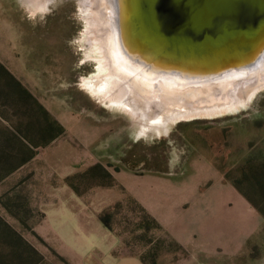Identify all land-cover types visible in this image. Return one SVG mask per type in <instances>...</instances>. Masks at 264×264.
<instances>
[{"label":"rangeland","instance_id":"obj_1","mask_svg":"<svg viewBox=\"0 0 264 264\" xmlns=\"http://www.w3.org/2000/svg\"><path fill=\"white\" fill-rule=\"evenodd\" d=\"M85 4L49 0L34 10L29 0H0V159L13 150L10 126L34 110L11 95L8 73L63 128L0 181V261L264 264V215L251 205L256 222L235 187L264 210V87L228 112L139 134L127 110L84 86L99 73ZM175 185L184 195L166 194ZM182 219L175 236L195 231L192 243L203 246H184L165 229ZM255 223L259 232L249 235Z\"/></svg>","mask_w":264,"mask_h":264},{"label":"bare ground","instance_id":"obj_2","mask_svg":"<svg viewBox=\"0 0 264 264\" xmlns=\"http://www.w3.org/2000/svg\"><path fill=\"white\" fill-rule=\"evenodd\" d=\"M29 2L34 10H42L49 0ZM84 9L90 58L99 68L85 87L110 106L127 110L139 124V134L148 130L161 134L180 119L228 112L244 93L264 87V52L255 66L231 68L217 76L157 70L149 65L148 57L126 43L122 0H86Z\"/></svg>","mask_w":264,"mask_h":264},{"label":"water","instance_id":"obj_3","mask_svg":"<svg viewBox=\"0 0 264 264\" xmlns=\"http://www.w3.org/2000/svg\"><path fill=\"white\" fill-rule=\"evenodd\" d=\"M122 1L126 43L154 69L217 76L264 52V0Z\"/></svg>","mask_w":264,"mask_h":264},{"label":"trees","instance_id":"obj_4","mask_svg":"<svg viewBox=\"0 0 264 264\" xmlns=\"http://www.w3.org/2000/svg\"><path fill=\"white\" fill-rule=\"evenodd\" d=\"M7 75V78L10 82H8L9 84H7V86L11 88L9 89L11 95L14 96L15 99L18 98V104L25 109L29 107L30 109L32 108L34 110H30L22 115L20 120L22 119L23 121L21 120L20 123H17V125L10 126L12 131H15L11 133H14L17 138L13 137L14 139H12L13 145L11 148L13 150H11V153L3 154L4 158L0 159L1 164L2 160L6 162V164L3 166L0 181L10 173L31 162L36 157L38 149L48 146L51 142L55 141L63 134V128L50 117L49 113L44 109L43 106L37 103L36 99L31 95V93L12 75L9 73ZM6 128H8V126L4 127V129ZM12 161L16 163L11 165ZM235 187L254 208L264 215V210L259 205L252 201V199L247 194H244L238 188V186ZM100 220L109 230L112 231L108 221L104 216L100 217ZM151 222L155 229L159 228L155 220ZM4 226L9 229L7 225ZM4 235L7 237L6 233ZM16 258L17 260H21L19 256H16ZM0 264L38 263H7L6 261L1 260Z\"/></svg>","mask_w":264,"mask_h":264},{"label":"crops","instance_id":"obj_5","mask_svg":"<svg viewBox=\"0 0 264 264\" xmlns=\"http://www.w3.org/2000/svg\"><path fill=\"white\" fill-rule=\"evenodd\" d=\"M184 187V186H183ZM170 188H174L175 190H172V191H168V192H166V194L168 195H179V196H182V195H184V193H185V191H183V190H181V189H179L178 188V186L177 185H175V186H173V187H170ZM235 190V189H234ZM193 193L196 195L197 194V191L196 190H194L193 191ZM240 197L243 199V201L245 202V204H246V208L248 209V211H250L251 213H256V215H257V218H256V222H258V218H260V216H259V214L251 207V204L247 201V200H245V198L243 197V196H241L240 195ZM198 200H196L195 201V203H194V207L195 208H199V209H201V211H203V202L201 201V202H197ZM182 203H179V204H181L184 208H185V204L183 203V201H181ZM192 204V203H191ZM190 206H192V205H190ZM189 208V207H188ZM159 219V218H158ZM195 219V222L197 223L199 220L197 219V218H194ZM183 221V219L182 220H180V222H179V224H177V225H175V226H173V227H171V229L170 228H167L165 225H164V227H165V229H167L169 232H171V231H175V232H171V235L173 234V236H175V235H179L180 234V230H182L181 231V233L183 232V229H182V225H185V224H182L181 222ZM246 225V224H245ZM187 226H189L188 224L186 225V227ZM188 229V228H187ZM185 230V229H184ZM198 233H199V235H202V236H205V235H207V234H202V232L200 231H197ZM248 233H249V235L250 234H254V236H256V234L259 232V226H258V223H257V225H256V223L254 224V225H251L250 227H248V231H247ZM193 234H195V231H189V233H188V235H187V239L186 238H181V241L177 238L178 236H175V238H177L178 240H179V242L181 243V244H183L184 246H189V247H195V246H203V244H201V245H195V244H193L192 243V236H193ZM206 246H207V244H206Z\"/></svg>","mask_w":264,"mask_h":264},{"label":"flooded vegetation","instance_id":"obj_6","mask_svg":"<svg viewBox=\"0 0 264 264\" xmlns=\"http://www.w3.org/2000/svg\"><path fill=\"white\" fill-rule=\"evenodd\" d=\"M84 86H86V83L84 84Z\"/></svg>","mask_w":264,"mask_h":264}]
</instances>
